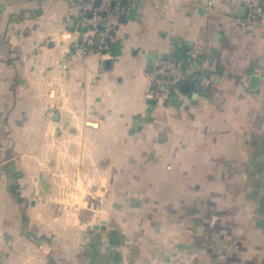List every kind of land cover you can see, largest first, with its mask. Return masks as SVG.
Listing matches in <instances>:
<instances>
[{"label": "crops", "instance_id": "crops-1", "mask_svg": "<svg viewBox=\"0 0 264 264\" xmlns=\"http://www.w3.org/2000/svg\"><path fill=\"white\" fill-rule=\"evenodd\" d=\"M258 1L127 0L101 55L74 0H0V264H264Z\"/></svg>", "mask_w": 264, "mask_h": 264}, {"label": "built area", "instance_id": "built-area-1", "mask_svg": "<svg viewBox=\"0 0 264 264\" xmlns=\"http://www.w3.org/2000/svg\"><path fill=\"white\" fill-rule=\"evenodd\" d=\"M74 1L81 7L77 17L87 29L83 34L86 45L93 47L101 55L107 54L111 48L113 32L120 23L127 0ZM246 6L247 13L242 18L235 19L236 25L249 35L264 38V0L249 2ZM150 77L154 84L174 87H178L185 79L180 63L166 58L157 60ZM39 248L42 249L41 246ZM42 259L46 262L45 253H42Z\"/></svg>", "mask_w": 264, "mask_h": 264}, {"label": "water", "instance_id": "water-1", "mask_svg": "<svg viewBox=\"0 0 264 264\" xmlns=\"http://www.w3.org/2000/svg\"><path fill=\"white\" fill-rule=\"evenodd\" d=\"M96 4H98V1H97ZM257 82H258V78H257L256 76H252V77L250 78V83H251L252 86H256ZM55 117H56V116H55Z\"/></svg>", "mask_w": 264, "mask_h": 264}]
</instances>
